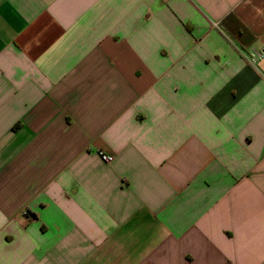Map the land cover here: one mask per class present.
<instances>
[{"label":"crops","instance_id":"1","mask_svg":"<svg viewBox=\"0 0 264 264\" xmlns=\"http://www.w3.org/2000/svg\"><path fill=\"white\" fill-rule=\"evenodd\" d=\"M263 62L264 0H0V264H264Z\"/></svg>","mask_w":264,"mask_h":264},{"label":"built area","instance_id":"2","mask_svg":"<svg viewBox=\"0 0 264 264\" xmlns=\"http://www.w3.org/2000/svg\"><path fill=\"white\" fill-rule=\"evenodd\" d=\"M262 57V54H259V53H253L252 54V58H253V63L254 64H259L260 63V59ZM99 155L101 156L102 160L105 161V162H109L111 163L113 161V157L110 156L109 154L107 153H104L102 151L99 152Z\"/></svg>","mask_w":264,"mask_h":264},{"label":"bare ground","instance_id":"3","mask_svg":"<svg viewBox=\"0 0 264 264\" xmlns=\"http://www.w3.org/2000/svg\"><path fill=\"white\" fill-rule=\"evenodd\" d=\"M263 65H264V62H263Z\"/></svg>","mask_w":264,"mask_h":264}]
</instances>
